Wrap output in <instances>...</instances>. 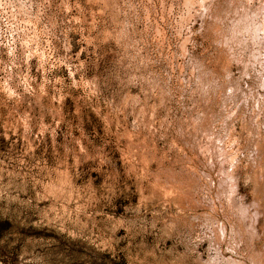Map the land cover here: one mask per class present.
I'll list each match as a JSON object with an SVG mask.
<instances>
[{"label": "rangeland", "instance_id": "obj_1", "mask_svg": "<svg viewBox=\"0 0 264 264\" xmlns=\"http://www.w3.org/2000/svg\"><path fill=\"white\" fill-rule=\"evenodd\" d=\"M0 264H264V0H0Z\"/></svg>", "mask_w": 264, "mask_h": 264}]
</instances>
